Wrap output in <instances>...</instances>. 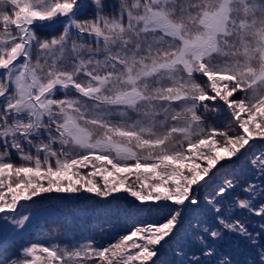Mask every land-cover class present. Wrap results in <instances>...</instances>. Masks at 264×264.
Returning <instances> with one entry per match:
<instances>
[{
  "label": "snow or ice",
  "instance_id": "obj_1",
  "mask_svg": "<svg viewBox=\"0 0 264 264\" xmlns=\"http://www.w3.org/2000/svg\"><path fill=\"white\" fill-rule=\"evenodd\" d=\"M73 198L156 219L0 264H264V0H0V232Z\"/></svg>",
  "mask_w": 264,
  "mask_h": 264
},
{
  "label": "rangeland",
  "instance_id": "obj_2",
  "mask_svg": "<svg viewBox=\"0 0 264 264\" xmlns=\"http://www.w3.org/2000/svg\"><path fill=\"white\" fill-rule=\"evenodd\" d=\"M110 3L113 2V0H109ZM47 24V22H45ZM63 25H59L58 30H62ZM42 32L46 33H53L52 27H45L41 29ZM219 121L224 122L227 119L226 117H218ZM223 124L218 125L220 128L224 126ZM248 170V171H247ZM251 175L250 178L254 177V173L251 170L249 166H241L238 168L234 175L236 178H239V173L246 172ZM244 177V176H243ZM99 179V178H97ZM135 177H130L129 183H131L132 180H134ZM45 195H52V196H65L67 194H58V193H52V194H45ZM89 196H93L94 194H87ZM117 195H127V193H118ZM35 199L39 200L40 197H36ZM101 199V198H96ZM110 199V198H109ZM90 204V202H92ZM21 203H25V201H21ZM30 203V202H28ZM61 203V205H59ZM124 203V202H123ZM71 205L70 208L66 209V206ZM115 202L113 204V208H115ZM76 207V208H71ZM79 208L78 210H76ZM121 210L119 212L116 211H108L107 206L100 205L95 202V200H76L72 199L69 201H46L44 205V210L41 211L39 217L35 220L33 226L30 229H34L38 225H40V229L42 233H44V236L42 237V241L36 240V238H33L30 229L26 232H22L21 234H15V233H9L5 234L3 232H0V247H9L12 249V252L19 253L20 249H22L24 246L30 245L31 243H37L40 245L48 246L53 245L52 243H56V240L59 239L66 245H71L75 242H84L87 240L95 241L97 246H109L113 243L118 242V238L120 236L126 235L130 233L134 229V227L138 224H142L145 222V217H151V220L156 219V217L149 216L147 213V210L144 212H139V217H142L144 220L136 222L129 226L125 230H119L120 232L115 235L112 233H109L108 231L105 232L102 230V225L106 221H113L120 225L122 223V217H124L128 211V204L122 205V202L120 203ZM68 214H74V215H68ZM95 214V218L88 221V217ZM65 215V216H62ZM99 218V219H98ZM52 223V226H46V224ZM55 229H53V228ZM56 227H58L56 229ZM115 225L112 226L113 229ZM107 229V230H109ZM119 229V228H118ZM59 232V233H57ZM101 234H107L105 235L106 239L105 241L100 238L99 235ZM30 238V239H29ZM27 239V244H24V240ZM63 245V244H59ZM194 248L195 252L192 251ZM237 250L240 251L241 248L237 247ZM235 251V249H234ZM185 252L187 253L188 257L191 258L192 254L195 253L196 257H201V253L199 251V247L197 242L195 241H186L185 242ZM243 255L245 254V250L242 251ZM5 255H7V258H10V252H5ZM5 255H0V260L6 259ZM232 257L237 262V264H247L248 261H250L249 258L243 257L240 261V263L237 261L236 255L232 254ZM162 259H166L167 261L172 264V262H178L182 257L176 256L173 254L171 250L166 251L164 253V256Z\"/></svg>",
  "mask_w": 264,
  "mask_h": 264
},
{
  "label": "trees",
  "instance_id": "obj_3",
  "mask_svg": "<svg viewBox=\"0 0 264 264\" xmlns=\"http://www.w3.org/2000/svg\"><path fill=\"white\" fill-rule=\"evenodd\" d=\"M115 2H116V0H113L112 3H115ZM91 14H92V13H91V9L89 8V9H86V10L81 14V17H82V18H83V17H87V16H90ZM58 27H59V26H56L55 28L52 27V32H53V33L56 32V31L58 30ZM215 123H216V126L219 127L218 125L223 124L224 122H221V121H219V120L217 119ZM247 171H248V170H247ZM247 171L244 172V173H239V178H236V179L239 181V184H240L241 187L246 186L248 182H250V181H252V180L254 179V177L250 178L251 175H249V174L247 173ZM243 176H244V177H243ZM241 195H242V193H241ZM91 203H93V201L90 202V204H91ZM70 206H71V205L66 206V209L70 208ZM71 208H76V207H71ZM133 209L135 210V212H134L133 210L130 211V213H128V214H126L124 217H122V223H120V225H118V224L116 223V226H115L112 230H110V231H108V232L117 235V234L120 232L119 230H125V229H127L129 226H131L132 224H134V223H136V222H139V221L142 219V217H139V212H138L135 208H133ZM76 210H78V209H76ZM68 215H74V214H68ZM62 216H65V215H62ZM94 218H95V217H94ZM145 218L148 219V221L151 219V217H145ZM98 219H99V218H98ZM253 225H254L255 227H258V226H259V218H258V217H256V218L253 219ZM118 228H119V229H118ZM57 233H59V232H57ZM105 235H107V234H101V235H99L100 238H102L103 241L106 240V239H104V238H105ZM32 236H33V238H36V240L42 241V237L44 236V233H40V234H38V233H33ZM29 239H30V238H29ZM23 240L25 241L23 245H26L28 240H27V239H23ZM235 241H236V239L229 238L227 241H225V242L221 245V248L224 249V250L227 251V252H230L231 255H232V254H235L237 258H239L241 255H243V254H242V253H243L242 251L245 250V251H246L245 254H249V255H250L249 258H250V260H251V259L254 257V255H255L254 250L251 249V248H249V247H248L243 241H241V240H237V242L239 241V243H238L239 248H241V250L238 251V250H237V247L234 246V243H235V244L237 243V242H235ZM52 244H63V245H66L65 243H63V242H62L61 240H59V239L56 240V243L53 242ZM234 249H235V251H234ZM5 250H7V251H5ZM192 251L195 252L194 248L192 249ZM5 252H10V257L13 256V255H15V254H17V251H16V252H12V249L9 248V247H6V246H5V247L0 248V255H1V254L5 255ZM6 256H7V255H5V258L7 259Z\"/></svg>",
  "mask_w": 264,
  "mask_h": 264
}]
</instances>
